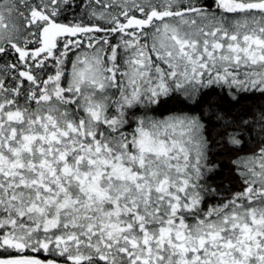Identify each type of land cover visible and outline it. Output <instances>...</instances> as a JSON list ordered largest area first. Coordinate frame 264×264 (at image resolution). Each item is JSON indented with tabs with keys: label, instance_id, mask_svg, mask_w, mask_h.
Returning a JSON list of instances; mask_svg holds the SVG:
<instances>
[{
	"label": "snow or ice",
	"instance_id": "1",
	"mask_svg": "<svg viewBox=\"0 0 264 264\" xmlns=\"http://www.w3.org/2000/svg\"><path fill=\"white\" fill-rule=\"evenodd\" d=\"M0 264H264V0H0Z\"/></svg>",
	"mask_w": 264,
	"mask_h": 264
},
{
	"label": "trees",
	"instance_id": "2",
	"mask_svg": "<svg viewBox=\"0 0 264 264\" xmlns=\"http://www.w3.org/2000/svg\"><path fill=\"white\" fill-rule=\"evenodd\" d=\"M225 174H226V170H225ZM211 179H213V180L216 181V182H219L220 179H221V177H220V176H214V177H212Z\"/></svg>",
	"mask_w": 264,
	"mask_h": 264
}]
</instances>
